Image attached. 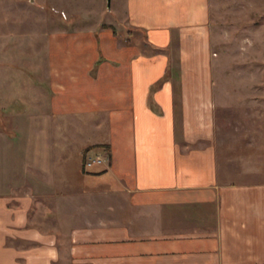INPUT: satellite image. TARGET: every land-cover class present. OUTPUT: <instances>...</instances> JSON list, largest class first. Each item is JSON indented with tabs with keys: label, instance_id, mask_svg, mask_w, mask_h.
Listing matches in <instances>:
<instances>
[{
	"label": "crops",
	"instance_id": "0c3cea01",
	"mask_svg": "<svg viewBox=\"0 0 264 264\" xmlns=\"http://www.w3.org/2000/svg\"><path fill=\"white\" fill-rule=\"evenodd\" d=\"M123 4L145 46L110 30L61 53L49 107L33 112L74 117L78 134L102 115L86 142L103 133V167L78 180L36 174L11 143L0 165V264H264V182H224L219 169L209 0ZM31 123L38 137L51 130ZM86 142L59 145V167L90 152Z\"/></svg>",
	"mask_w": 264,
	"mask_h": 264
},
{
	"label": "rangeland",
	"instance_id": "374dc122",
	"mask_svg": "<svg viewBox=\"0 0 264 264\" xmlns=\"http://www.w3.org/2000/svg\"><path fill=\"white\" fill-rule=\"evenodd\" d=\"M123 3L112 0L109 7L108 0H0V165L10 158L14 143L20 147L12 149H22L19 158L34 163L36 174L48 176L61 169L78 180L87 158L104 153L95 147L103 145V133L86 142L92 139V127L101 131L93 125L105 121L102 115L88 119L78 134L69 130L74 117L60 121L33 112L38 106L44 111L49 103L51 68L61 62V53L74 52L80 44L93 46L110 30L122 44L129 40L145 46V34L128 25ZM209 13L220 96L217 143L222 180L264 182V0H209ZM30 122L33 131L51 130L38 137L29 130ZM65 125L68 133L62 134L57 129ZM37 138V153L28 155V145ZM77 142L92 144V150L84 151L82 158L78 152L68 155L60 168L63 148ZM17 182L26 189L27 182Z\"/></svg>",
	"mask_w": 264,
	"mask_h": 264
},
{
	"label": "built area",
	"instance_id": "2783aa9c",
	"mask_svg": "<svg viewBox=\"0 0 264 264\" xmlns=\"http://www.w3.org/2000/svg\"><path fill=\"white\" fill-rule=\"evenodd\" d=\"M104 163V158L101 155L89 156L84 162V166L87 169H91L96 165H102Z\"/></svg>",
	"mask_w": 264,
	"mask_h": 264
},
{
	"label": "trees",
	"instance_id": "16d2710c",
	"mask_svg": "<svg viewBox=\"0 0 264 264\" xmlns=\"http://www.w3.org/2000/svg\"><path fill=\"white\" fill-rule=\"evenodd\" d=\"M103 146H105V145H97V146H95V147H103ZM89 150V149H88ZM90 169H87L84 165H83V171H85V172H87V171H89Z\"/></svg>",
	"mask_w": 264,
	"mask_h": 264
},
{
	"label": "water",
	"instance_id": "95a60500",
	"mask_svg": "<svg viewBox=\"0 0 264 264\" xmlns=\"http://www.w3.org/2000/svg\"><path fill=\"white\" fill-rule=\"evenodd\" d=\"M111 1H112V0H108V3H109V7H110V5H111Z\"/></svg>",
	"mask_w": 264,
	"mask_h": 264
}]
</instances>
